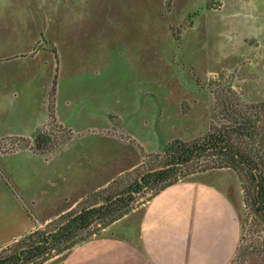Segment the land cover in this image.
Instances as JSON below:
<instances>
[{
  "label": "rangeland",
  "instance_id": "obj_1",
  "mask_svg": "<svg viewBox=\"0 0 264 264\" xmlns=\"http://www.w3.org/2000/svg\"><path fill=\"white\" fill-rule=\"evenodd\" d=\"M239 116L256 138L232 144L264 161V0H0V258L131 190L167 162L163 143L202 142ZM223 164L207 150L181 179L205 175L235 199L234 264H264L249 177Z\"/></svg>",
  "mask_w": 264,
  "mask_h": 264
},
{
  "label": "crops",
  "instance_id": "obj_2",
  "mask_svg": "<svg viewBox=\"0 0 264 264\" xmlns=\"http://www.w3.org/2000/svg\"><path fill=\"white\" fill-rule=\"evenodd\" d=\"M239 209L205 175L180 179L58 255L57 264H234Z\"/></svg>",
  "mask_w": 264,
  "mask_h": 264
},
{
  "label": "trees",
  "instance_id": "obj_3",
  "mask_svg": "<svg viewBox=\"0 0 264 264\" xmlns=\"http://www.w3.org/2000/svg\"><path fill=\"white\" fill-rule=\"evenodd\" d=\"M208 5L212 6L211 3ZM254 127V120L239 116L232 126L224 127L216 134L214 132L207 133L202 142L192 144L175 140L170 143H163L161 150L168 156L167 162L162 166L163 168L144 173L131 190L106 197L103 205L91 208L87 206L68 216L61 225L48 233H41V236L36 240L32 239L36 232L30 233L16 251L0 258V264H41L50 258L48 254L51 251H54L56 255L62 254L131 211L136 195L134 193L144 191V187L148 188L151 191L148 198L150 199L166 186L180 180L184 175L181 174L180 170L207 150L213 155L220 156V159L226 163L219 167L231 166L246 171L251 185L248 189V200L254 208L253 211L264 220V161L261 156L263 148L259 146V149L251 154L249 151L242 149L241 151L231 142L232 135H236L240 139L255 140L256 131ZM46 139L43 134H37L34 138L36 151L41 152L46 145ZM94 221L99 223V228L92 232L87 231L85 236L79 237V234L86 231Z\"/></svg>",
  "mask_w": 264,
  "mask_h": 264
},
{
  "label": "water",
  "instance_id": "obj_4",
  "mask_svg": "<svg viewBox=\"0 0 264 264\" xmlns=\"http://www.w3.org/2000/svg\"><path fill=\"white\" fill-rule=\"evenodd\" d=\"M160 168H163V167H160ZM160 168H158V169H160ZM134 194H140V192H137V193H134ZM104 203L105 202H98V203L93 204L92 206H89V208L94 207V206L103 205Z\"/></svg>",
  "mask_w": 264,
  "mask_h": 264
}]
</instances>
